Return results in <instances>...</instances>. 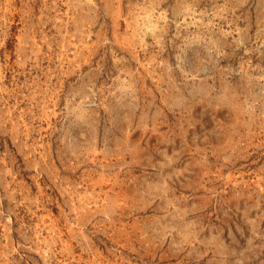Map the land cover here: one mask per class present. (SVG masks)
I'll return each instance as SVG.
<instances>
[{
  "label": "rangeland",
  "instance_id": "374dc122",
  "mask_svg": "<svg viewBox=\"0 0 264 264\" xmlns=\"http://www.w3.org/2000/svg\"><path fill=\"white\" fill-rule=\"evenodd\" d=\"M0 264H264V0H0Z\"/></svg>",
  "mask_w": 264,
  "mask_h": 264
}]
</instances>
